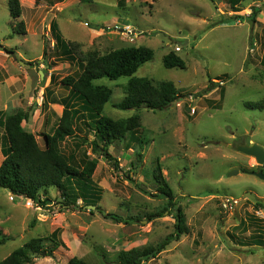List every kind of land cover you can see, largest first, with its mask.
Here are the masks:
<instances>
[{
    "label": "rangeland",
    "instance_id": "1",
    "mask_svg": "<svg viewBox=\"0 0 264 264\" xmlns=\"http://www.w3.org/2000/svg\"><path fill=\"white\" fill-rule=\"evenodd\" d=\"M124 1L121 7L119 0H20L22 16L15 20L8 0H0V46L7 49L0 48V111L29 110L23 127L41 148L63 113V106L51 102L69 96L61 80L81 72L80 55L151 48L153 59L133 77L172 81L180 93L163 110H123L117 104L131 78L95 81L112 89L103 115L141 118L140 129L132 133L135 142L127 138L109 148L121 172L93 154L89 143L69 139L62 145L67 155L86 153L97 161L93 180L103 189L98 204L103 214L82 208L81 201L78 207L62 206L54 188L49 189L52 204L42 208L0 187V262L31 239L55 232L62 246L33 264H68L74 257L88 264H117L121 251L157 246L176 230L170 208L149 218L167 203L156 189L159 162L184 212L187 232L143 264H264V206L255 208L259 201L264 204V180L253 174L264 172V165L236 150L238 145L264 148V110L245 105L264 99V0ZM255 8L259 12L253 20L224 22L248 17ZM22 21L26 36L15 32ZM52 21L67 43L78 45L72 56L58 54ZM173 51L186 68L164 66V56ZM4 147L0 123V165ZM107 213L129 218L131 224L107 219ZM50 246L46 241V249Z\"/></svg>",
    "mask_w": 264,
    "mask_h": 264
},
{
    "label": "trees",
    "instance_id": "2",
    "mask_svg": "<svg viewBox=\"0 0 264 264\" xmlns=\"http://www.w3.org/2000/svg\"><path fill=\"white\" fill-rule=\"evenodd\" d=\"M119 2L121 7L125 5L124 0ZM8 10L13 19L20 18L22 16L20 0H8ZM258 12L259 9L255 8L248 17L230 18L224 22L229 23V21L243 18L253 20ZM15 27L16 34L27 35L23 21ZM52 31L58 54L72 56L71 53L78 45L67 43L63 39L56 21H52ZM154 54L151 48L138 46L119 48L106 54L93 51L84 56L80 55V61L83 64L81 72L61 80L65 87L70 88L69 96L62 103L51 102V104L62 105L63 114L54 132L44 135V148L40 147L35 135L27 132L23 127V123L30 118L29 110H18L10 115H4L5 112L0 111V123L5 130V147L2 149L4 160L0 165V187L8 189L19 198L32 200L42 208L52 204L49 189L54 188L62 198V206L78 207V202L81 201L82 208L94 206L103 214L104 211L98 205L103 196V189L93 180L97 161L89 159L86 153L79 157L76 152L71 151L67 155L62 150V145L69 139H74L77 143L80 141L81 146L89 143L93 154L105 157L113 164L116 172H121L119 161L110 153L109 148L115 142L127 138L129 143L135 142L137 136L132 133L140 129L141 118L139 115H134L127 119L114 120L103 115L104 107L112 96V89L105 85H96L95 81L102 78L110 80L131 78L125 88V97L117 104V107L123 110L166 109L180 98V93L172 81L154 83L148 78L133 77L140 67L153 59ZM163 64L167 69L186 68L185 61L175 51L164 56ZM55 79L52 78L50 86L55 83ZM49 87L46 90L48 95L51 93ZM245 105L251 109L264 110V99L258 102L249 101ZM82 132L85 133V137L79 136ZM88 136H92L93 139L90 141ZM155 172V180L159 184L156 188L157 193L166 199L167 203L164 210H158L149 218L161 217L170 208V214L173 213L176 219V230L157 246L121 251L117 255V264H143L144 261L157 257L174 240H178L181 234L187 232L184 212L177 205L175 194L165 180L159 162ZM131 173L133 171H130L127 177H130ZM255 205L256 209L264 206L260 201ZM104 217L117 223L131 224L132 221L113 213H107ZM0 234H2L1 231ZM6 239L4 237L3 242ZM46 241L52 243L49 250L45 247ZM260 243L264 244V241L261 240ZM61 246L62 243L57 240V232L49 237L34 238L14 250L0 264H33L34 258L40 257L43 253L52 257ZM68 264L88 263L74 257Z\"/></svg>",
    "mask_w": 264,
    "mask_h": 264
},
{
    "label": "water",
    "instance_id": "3",
    "mask_svg": "<svg viewBox=\"0 0 264 264\" xmlns=\"http://www.w3.org/2000/svg\"><path fill=\"white\" fill-rule=\"evenodd\" d=\"M0 48L4 51H7L6 48L4 47H1ZM42 75H43V72H41ZM188 111H190V109H188ZM222 145H225L227 146V144L225 143H221ZM236 150L245 154V155H248V156H251V157H254L256 159V162L258 164H260L261 166L264 165V148L257 145V144H252V145H238L236 147ZM255 176L261 178L264 180V172L262 171H259V172H254L253 173ZM88 208L94 210L95 207L94 206H88Z\"/></svg>",
    "mask_w": 264,
    "mask_h": 264
},
{
    "label": "built area",
    "instance_id": "4",
    "mask_svg": "<svg viewBox=\"0 0 264 264\" xmlns=\"http://www.w3.org/2000/svg\"><path fill=\"white\" fill-rule=\"evenodd\" d=\"M176 51H180V48H177ZM11 200H14V198L11 197ZM234 202V201H233Z\"/></svg>",
    "mask_w": 264,
    "mask_h": 264
},
{
    "label": "crops",
    "instance_id": "5",
    "mask_svg": "<svg viewBox=\"0 0 264 264\" xmlns=\"http://www.w3.org/2000/svg\"><path fill=\"white\" fill-rule=\"evenodd\" d=\"M60 105V104H59ZM62 106V105H61ZM62 109H63V107H62ZM63 114V113H62Z\"/></svg>",
    "mask_w": 264,
    "mask_h": 264
},
{
    "label": "flooded vegetation",
    "instance_id": "6",
    "mask_svg": "<svg viewBox=\"0 0 264 264\" xmlns=\"http://www.w3.org/2000/svg\"><path fill=\"white\" fill-rule=\"evenodd\" d=\"M255 172H257V171H255Z\"/></svg>",
    "mask_w": 264,
    "mask_h": 264
}]
</instances>
